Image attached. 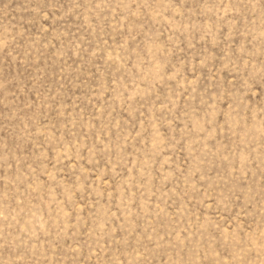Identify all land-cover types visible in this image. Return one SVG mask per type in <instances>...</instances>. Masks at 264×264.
Instances as JSON below:
<instances>
[{
  "label": "rangeland",
  "instance_id": "rangeland-1",
  "mask_svg": "<svg viewBox=\"0 0 264 264\" xmlns=\"http://www.w3.org/2000/svg\"><path fill=\"white\" fill-rule=\"evenodd\" d=\"M0 264H264V0H0Z\"/></svg>",
  "mask_w": 264,
  "mask_h": 264
}]
</instances>
